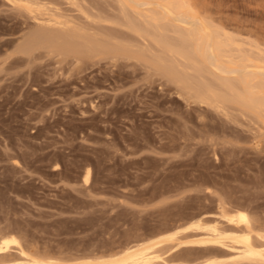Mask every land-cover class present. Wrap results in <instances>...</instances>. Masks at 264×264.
<instances>
[{"label": "rangeland", "instance_id": "rangeland-1", "mask_svg": "<svg viewBox=\"0 0 264 264\" xmlns=\"http://www.w3.org/2000/svg\"><path fill=\"white\" fill-rule=\"evenodd\" d=\"M39 1L44 18L55 10L68 26L48 29L81 47L22 51L34 21L0 0V241H11L9 261L19 251L104 261L162 242L155 252L169 264H233L227 249L197 244L208 236L192 227L215 224L238 239L244 229L223 217L238 213L264 248V113L231 101L222 111L169 77L150 60L158 46L114 23L117 0ZM192 1L206 21L264 47V0ZM177 232L185 244L171 248Z\"/></svg>", "mask_w": 264, "mask_h": 264}, {"label": "bare ground", "instance_id": "bare-ground-1", "mask_svg": "<svg viewBox=\"0 0 264 264\" xmlns=\"http://www.w3.org/2000/svg\"><path fill=\"white\" fill-rule=\"evenodd\" d=\"M9 1L12 2L15 7L25 11L27 16L29 15L34 21L33 26L30 27L23 38V42L21 43L22 51L29 52L32 47L36 45L57 49L65 47L79 49L81 47L65 33L48 29V27L68 26H66L62 20H59L58 17L60 14L55 13V10L54 14H52V11L51 16L44 18V15L49 14L44 13L47 9L45 3L39 0ZM76 1L75 3H80ZM117 1L121 7L122 19L116 20L114 23L124 26L126 29L136 34L141 40L145 41L148 39L158 46L160 52L157 53L155 49L156 52H154L153 55L151 52H153L154 49H149L152 55L150 60L158 64V66L162 65L165 73L169 77L176 80L178 79L181 82H190L194 87V92L198 96L202 97L205 102L214 104L216 108L222 111H225L226 102L231 101L243 105V107L247 109L256 111L258 114L261 112L264 113V47H260L258 44L259 42L252 43L245 38L233 35L229 30H226L225 27L219 25L215 26L210 23V21H206V19L202 17L201 11H198L199 6L197 5V7L192 0ZM201 7L202 6L199 8ZM203 10H205L204 7ZM61 16H63V14H61ZM113 19L115 18L113 17ZM91 23L88 25H91ZM78 24L76 25L78 26ZM80 25L81 23L79 26ZM93 30L94 32L97 31L94 28ZM130 35L132 34L130 33ZM257 41L259 40L257 39ZM138 43L141 42L139 41ZM148 48L149 47H147V49ZM126 49L127 48L122 46L117 49V53L119 55H125ZM87 51L89 52V50ZM139 51L141 52L142 48L139 49ZM88 52L85 51V53ZM90 53L92 54V52H89V54ZM83 176L82 181L87 184L90 177L88 170ZM223 217L228 223H232L233 230L234 227L236 230H238L237 228H242L241 230L244 229L245 231L243 230V233L246 232V234L238 239L230 238L229 234L232 232L225 234L223 231H220V228L215 224L212 226H203L201 222H196L192 228L203 230L205 231L204 235L207 234L208 236L207 239H201L196 243L203 246L208 244L216 245L225 248V250L227 249L226 251L233 253L232 259L230 260L233 264H264V248L258 250L252 244V226L247 222L246 215L238 213L236 215H223ZM177 234H179V232L173 234L167 240L176 241L171 248H179L181 245L183 246L185 244L183 241H178ZM10 243L11 241L8 240L0 241V264H59L51 262L53 259L50 262H45L32 258L22 251H19L17 260L9 261V259L11 260V255L8 252L10 250ZM160 243L162 242L157 244L160 245ZM157 244L138 247L132 252L130 251L134 248L130 247L131 250L130 248L125 249L124 253H122L123 256L120 258L74 264H167L168 261L164 262L165 260L162 259L163 257L160 258L159 255H157L158 249L156 248L159 246L156 247L155 245ZM261 244L260 246H264V243ZM155 249L157 252H155ZM159 260H161L162 263ZM201 264H223V262L206 260Z\"/></svg>", "mask_w": 264, "mask_h": 264}]
</instances>
